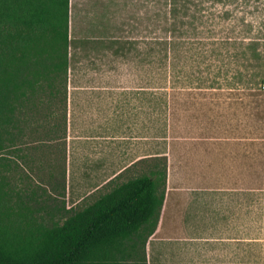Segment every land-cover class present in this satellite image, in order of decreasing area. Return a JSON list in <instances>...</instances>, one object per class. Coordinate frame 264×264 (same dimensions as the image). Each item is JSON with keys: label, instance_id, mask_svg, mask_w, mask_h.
<instances>
[{"label": "rangeland", "instance_id": "rangeland-1", "mask_svg": "<svg viewBox=\"0 0 264 264\" xmlns=\"http://www.w3.org/2000/svg\"><path fill=\"white\" fill-rule=\"evenodd\" d=\"M163 1L141 3L131 34L116 29L109 46L69 30L66 125L60 105L30 108L18 149L0 158L13 200L38 223H62L160 155L169 202L237 194L264 240V0ZM137 242L127 264L142 259ZM251 258L264 264L262 243Z\"/></svg>", "mask_w": 264, "mask_h": 264}, {"label": "trees", "instance_id": "trees-1", "mask_svg": "<svg viewBox=\"0 0 264 264\" xmlns=\"http://www.w3.org/2000/svg\"><path fill=\"white\" fill-rule=\"evenodd\" d=\"M69 0H0V158L15 148L30 108L61 106L66 125ZM263 85L259 84V95ZM53 132V131H51ZM261 138L260 140H262ZM0 159V264H127L156 228L166 158L50 226L22 214L10 187V157Z\"/></svg>", "mask_w": 264, "mask_h": 264}, {"label": "crops", "instance_id": "crops-1", "mask_svg": "<svg viewBox=\"0 0 264 264\" xmlns=\"http://www.w3.org/2000/svg\"><path fill=\"white\" fill-rule=\"evenodd\" d=\"M114 3H128L129 9L116 16ZM141 3L164 1L69 0L68 33L73 30L79 40L106 41L109 46L119 40L116 29L127 28L131 34L130 26L142 14ZM236 196L222 192L183 194L177 199L188 202L175 204L164 195L156 228L145 244L146 264H253V252L260 243L264 246V240L252 238L253 224L259 232L258 220L251 217L252 209L237 206Z\"/></svg>", "mask_w": 264, "mask_h": 264}]
</instances>
